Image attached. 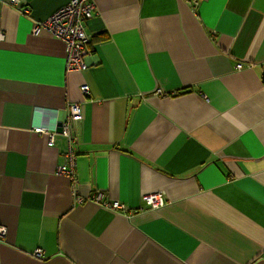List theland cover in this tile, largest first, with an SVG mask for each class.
Wrapping results in <instances>:
<instances>
[{
    "label": "crops",
    "instance_id": "1",
    "mask_svg": "<svg viewBox=\"0 0 264 264\" xmlns=\"http://www.w3.org/2000/svg\"><path fill=\"white\" fill-rule=\"evenodd\" d=\"M70 1L0 0V264H264V0H87L68 73Z\"/></svg>",
    "mask_w": 264,
    "mask_h": 264
},
{
    "label": "built area",
    "instance_id": "2",
    "mask_svg": "<svg viewBox=\"0 0 264 264\" xmlns=\"http://www.w3.org/2000/svg\"><path fill=\"white\" fill-rule=\"evenodd\" d=\"M9 4H19V0H8ZM94 4L88 3L87 0H71L66 6L57 10L52 16L43 22L42 26L53 37L63 42L65 46V62L66 70L68 73L82 72L87 69L84 58L90 53L87 47L88 38L84 31L85 22L91 18ZM28 11L27 9H24ZM37 27L34 29V33ZM5 35L0 34V40ZM242 64H238L237 68L241 69ZM82 94L86 95L89 92L87 85L81 86ZM69 116L62 122V135L65 136L69 145L74 142V136L71 135V129L79 125L82 121V110L79 104L73 103L69 105ZM57 125L51 129L44 125H39L33 128V133L37 136H43L47 139V145L53 146L54 138L57 134ZM76 158L75 154L71 151L67 155V161L64 165L56 168V173L67 176L71 183L74 193H78V181L75 175ZM100 200V196L95 198ZM78 202L82 199L78 198ZM146 208L155 210L165 206V198L163 193L149 194L143 197ZM113 208L117 210H124V206L118 202L113 204ZM3 230H0V235ZM36 258L41 259L44 257V252L38 249L33 254Z\"/></svg>",
    "mask_w": 264,
    "mask_h": 264
},
{
    "label": "water",
    "instance_id": "3",
    "mask_svg": "<svg viewBox=\"0 0 264 264\" xmlns=\"http://www.w3.org/2000/svg\"><path fill=\"white\" fill-rule=\"evenodd\" d=\"M263 77H264V73H263ZM263 80H264V78H263ZM56 132L57 133H62V123H58L57 124Z\"/></svg>",
    "mask_w": 264,
    "mask_h": 264
}]
</instances>
